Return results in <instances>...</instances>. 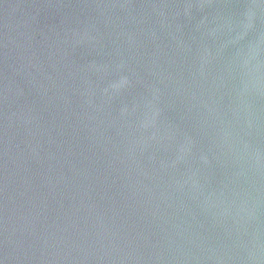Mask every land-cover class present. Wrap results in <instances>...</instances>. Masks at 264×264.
Here are the masks:
<instances>
[{"label":"water","instance_id":"obj_1","mask_svg":"<svg viewBox=\"0 0 264 264\" xmlns=\"http://www.w3.org/2000/svg\"><path fill=\"white\" fill-rule=\"evenodd\" d=\"M0 264H264V0H0Z\"/></svg>","mask_w":264,"mask_h":264}]
</instances>
